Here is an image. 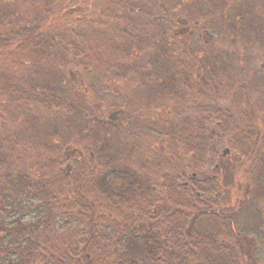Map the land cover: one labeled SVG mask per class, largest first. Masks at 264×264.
<instances>
[{
    "label": "trees",
    "instance_id": "trees-1",
    "mask_svg": "<svg viewBox=\"0 0 264 264\" xmlns=\"http://www.w3.org/2000/svg\"><path fill=\"white\" fill-rule=\"evenodd\" d=\"M0 264H264V0H0Z\"/></svg>",
    "mask_w": 264,
    "mask_h": 264
},
{
    "label": "flooded vegetation",
    "instance_id": "flooded-vegetation-1",
    "mask_svg": "<svg viewBox=\"0 0 264 264\" xmlns=\"http://www.w3.org/2000/svg\"><path fill=\"white\" fill-rule=\"evenodd\" d=\"M216 166H218V164L216 165ZM196 173H192V178H196ZM185 183H188V182H185Z\"/></svg>",
    "mask_w": 264,
    "mask_h": 264
}]
</instances>
